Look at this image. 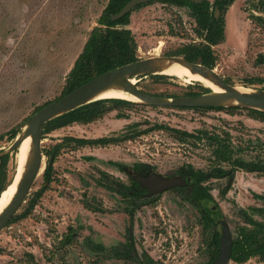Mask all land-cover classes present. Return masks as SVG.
Wrapping results in <instances>:
<instances>
[{"label": "rangeland", "instance_id": "374dc122", "mask_svg": "<svg viewBox=\"0 0 264 264\" xmlns=\"http://www.w3.org/2000/svg\"><path fill=\"white\" fill-rule=\"evenodd\" d=\"M106 2L0 0V134L3 135L0 151L14 138L8 136L11 128L16 127L19 134L21 123L38 105L59 95L66 73L89 30L97 24ZM189 12L188 6L159 0L133 9L128 26L137 43L138 58L179 55L171 52L184 43L199 41L193 30L195 20ZM220 13L218 10L217 15ZM251 13L264 16V0H233L224 10V38L213 45L217 56L214 68L231 85L264 89V30L250 19ZM197 82L200 83L175 75L136 77L140 89L164 96L200 91ZM134 102L124 109L126 116L116 117V110L111 109L95 121L73 123L41 137V147H48L64 135H133L117 144L61 151L53 162L54 178L50 187L43 192L31 214L1 229L0 264H141L131 258L103 256L88 244L89 239L106 247L125 242L128 228L138 253L148 254L156 264L207 261L199 211L180 193L171 188L156 193L154 201L140 205L130 218L124 210L128 201L116 191L97 184L100 170L127 183L126 174L113 162L129 166L145 162L162 176H178L179 168L185 163L204 171L215 165L207 136L184 139L164 129H149L154 123L199 134L198 130L221 136L228 132L234 157L262 160L264 120L244 107L194 109ZM15 152L16 149L9 151L4 165L7 179L17 169ZM45 162L43 154L42 168L31 191L42 182ZM220 166L227 169L231 164L221 162ZM207 182L223 213L218 225L220 231L225 222L231 235L235 233L237 226L244 222L241 208L254 218L264 220V210L259 213L251 209L253 206L264 208V197L253 195L264 196V173L238 168L231 177L212 176ZM222 188H225L224 194L220 192ZM85 199L102 209H88ZM68 226L75 231L74 238L63 245L60 240ZM227 264L236 263L228 261ZM243 264H264V261L251 257Z\"/></svg>", "mask_w": 264, "mask_h": 264}, {"label": "trees", "instance_id": "16d2710c", "mask_svg": "<svg viewBox=\"0 0 264 264\" xmlns=\"http://www.w3.org/2000/svg\"><path fill=\"white\" fill-rule=\"evenodd\" d=\"M127 1L128 0H107L97 18V24L89 30L81 50L66 73L61 92L55 97V99L107 69L138 59L136 53L137 43L134 34L131 28L126 27V25L130 22L129 16L133 9L151 3L154 0L136 4L124 15L116 19H111V15L118 12ZM159 1L188 6L190 8L189 14L195 20L193 30L200 38L199 41L182 44L171 52V54H179L189 61L199 62L211 68L214 67L217 56L212 46L221 42L224 38V19L222 13L227 6L233 2V0H201L197 2L192 0ZM215 8H218L221 12L218 17L214 15ZM257 9L261 10V8ZM249 16L253 22L264 30L263 15L251 13ZM150 76L159 78L167 77L168 75L155 73L150 74ZM260 81H263V79L260 78ZM196 84L201 88L200 91L189 90L185 94H198L210 90L209 87L198 82ZM48 102L49 101L42 105H38L35 110ZM135 103L136 102L134 101L118 97L99 98L89 101L47 120L42 125L41 137L55 129L73 123H90L101 118L111 109L116 110V117L126 116L124 109ZM190 107L194 109H231L243 106L205 105ZM244 108L251 112L255 117L264 120V111L250 107ZM135 123L136 122H133L132 124ZM149 129H164L171 133V135L184 139H199L200 135H205L212 144L211 161L214 162L215 165L209 171H204L200 168L193 167L191 163H185L178 171V176H182L185 179V185L171 187V189H175L180 193L183 199L187 200L199 211V224L203 231V242L205 243L208 252V258L204 264H208L218 253L221 234L218 225L223 218L222 210L211 194V186L207 182L208 179L212 176L219 177L223 175L231 177L238 168L246 171L264 173V159L244 160L242 158L234 157L233 148L229 142L228 132H225L224 135L221 136L217 133L208 134L207 131L198 130L201 132V134H199L198 132L187 131L164 123H154ZM142 131L144 132L146 130ZM17 132L18 129L16 127L11 128L8 132L9 138L12 139ZM2 137L3 135L0 134V139ZM130 137H133V135L121 136L116 134L98 137L64 135L48 147H41V151L46 155L45 166L41 172L42 182L38 188L29 191L26 200L20 206L19 210L5 225L23 219L31 214L43 192L50 187V183L54 178L53 162L61 151L64 149H76L85 146L100 147L112 143L117 144ZM8 158L9 153L0 155V193L12 182L15 175V172H13L11 178H6L4 165ZM221 162H228L231 166L224 169L220 166ZM113 163L126 174L128 182H122L118 178L102 170H100V178H97L96 181L97 184L109 190L116 191L122 198L128 201L124 210L131 218L136 208L149 201H154L157 197L156 193H149V190L136 178L137 174H143L150 170L153 171V167L145 162H136L131 166L119 162ZM224 191L225 188L220 189L222 194H224ZM253 195L260 198L264 197L261 194L253 193ZM83 202L88 209H102L97 203L93 204L86 199ZM251 209L259 213L264 210L262 206H253ZM240 211L242 212L244 222L237 226L235 233L231 236L232 241L229 261L236 264H243L251 257H256L259 261H264V220L254 218L253 215L249 214L245 209L241 208ZM74 232L75 231L71 226H68L60 243L63 245L69 243L74 238ZM126 237L125 242H119L109 247H106L100 242H93L90 239L88 240V244L92 249L97 250L103 256L113 255L122 259H135L141 264H156L148 254L138 253L134 244L133 236L129 232V228L127 229Z\"/></svg>", "mask_w": 264, "mask_h": 264}, {"label": "water", "instance_id": "95a60500", "mask_svg": "<svg viewBox=\"0 0 264 264\" xmlns=\"http://www.w3.org/2000/svg\"><path fill=\"white\" fill-rule=\"evenodd\" d=\"M146 1L149 0H128L118 12L111 15V19H116L124 15L136 4ZM192 1L197 2L201 0ZM217 13L218 9L215 8V16H217ZM164 60L176 61L184 65L192 72H196L212 82H215L222 87L223 90L217 92L209 87V91L198 94L164 96L144 91L136 85V82L132 81L133 78L136 79V77L140 75L161 74L158 70L161 69V64ZM235 86L236 85H231L226 82L213 67H208L199 62L189 61L183 56L161 54L138 58L134 61L107 69L66 94L44 104L21 123L20 133L14 136L12 142L6 149L0 151V155L9 153V151L15 150L24 138L27 136L30 137V150L23 162L22 171L16 182L15 191L7 204L0 210V231L26 200L27 194L31 190L36 177L41 171L43 164L41 128L47 120L89 101L110 97L98 96L100 92L109 88L121 89L137 97L139 99L137 102H143L150 105L189 107L205 105H238L264 111V89L239 90ZM136 178L142 185L147 187L149 193H159L168 188L177 185L182 186L186 183L182 176H162L153 171L138 174ZM231 236L228 225L223 222L218 253L208 264L228 263L231 251Z\"/></svg>", "mask_w": 264, "mask_h": 264}, {"label": "bare ground", "instance_id": "6f19581e", "mask_svg": "<svg viewBox=\"0 0 264 264\" xmlns=\"http://www.w3.org/2000/svg\"><path fill=\"white\" fill-rule=\"evenodd\" d=\"M161 74H169V75H176L178 77H183L185 80H200L203 85H206L210 87L214 91H222L223 88L220 87L215 82H212L208 78H205L201 76L200 74L196 72H192L184 65L176 62V61H169L164 60L161 64V69L158 70ZM132 81L136 82V79L133 78ZM239 90H248L249 88L243 87V86H235ZM99 97H121V98H127L134 101H139V99L121 89L118 88H109L106 89L98 94ZM30 150V137L27 136L24 138L19 146L16 148V161H17V169L15 171L14 178L10 184H8L0 194V210L7 204V202L10 200L12 194L15 191L16 182L20 176V173L22 171L23 162L25 158L27 157Z\"/></svg>", "mask_w": 264, "mask_h": 264}, {"label": "flooded vegetation", "instance_id": "af4514ba", "mask_svg": "<svg viewBox=\"0 0 264 264\" xmlns=\"http://www.w3.org/2000/svg\"><path fill=\"white\" fill-rule=\"evenodd\" d=\"M230 4H231V3H230ZM217 9H218V8H217ZM257 10H258V9H257ZM258 11H260V10H258ZM219 12H220V10H219ZM222 14H223V13H222ZM254 14H255V13H254ZM257 14H259V13H257ZM214 15H215V10H214ZM219 15H220V14H219ZM219 15H217L216 17H218ZM261 15H262V14H261ZM214 45H215V44H214ZM212 47H213V46H212ZM213 68H214V67H213ZM166 75H169V74H166ZM175 76H176V75H175ZM196 81H199L200 83H202V82H201L200 80H198V79H197ZM202 84H203V83H202ZM236 170H237V169H236ZM236 170H235V171H236ZM150 171H151V170H150ZM245 171H246V170H245ZM147 172H149V171H147ZM137 175H138V174H137ZM137 175H136V176H137ZM143 186H144V185H143ZM144 187H146V186H144ZM146 188H147V187H146ZM257 188H258V187H257ZM259 188H260V187H259ZM263 188H264V187H263Z\"/></svg>", "mask_w": 264, "mask_h": 264}, {"label": "crops", "instance_id": "0c3cea01", "mask_svg": "<svg viewBox=\"0 0 264 264\" xmlns=\"http://www.w3.org/2000/svg\"><path fill=\"white\" fill-rule=\"evenodd\" d=\"M126 27H129V26H128V24L126 25ZM129 28H130V27H129ZM254 187H256V188H257V186H254Z\"/></svg>", "mask_w": 264, "mask_h": 264}]
</instances>
